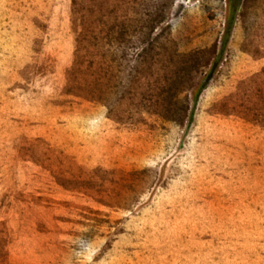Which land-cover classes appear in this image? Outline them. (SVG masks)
<instances>
[{"label": "rangeland", "instance_id": "rangeland-1", "mask_svg": "<svg viewBox=\"0 0 264 264\" xmlns=\"http://www.w3.org/2000/svg\"><path fill=\"white\" fill-rule=\"evenodd\" d=\"M0 264H264V0H0Z\"/></svg>", "mask_w": 264, "mask_h": 264}, {"label": "trees", "instance_id": "trees-1", "mask_svg": "<svg viewBox=\"0 0 264 264\" xmlns=\"http://www.w3.org/2000/svg\"><path fill=\"white\" fill-rule=\"evenodd\" d=\"M197 96V95H196Z\"/></svg>", "mask_w": 264, "mask_h": 264}]
</instances>
